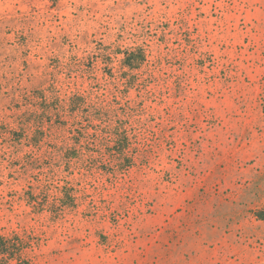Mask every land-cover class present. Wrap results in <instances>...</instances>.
<instances>
[{"label": "rangeland", "instance_id": "374dc122", "mask_svg": "<svg viewBox=\"0 0 264 264\" xmlns=\"http://www.w3.org/2000/svg\"><path fill=\"white\" fill-rule=\"evenodd\" d=\"M262 206L264 0H0V235L29 264H264Z\"/></svg>", "mask_w": 264, "mask_h": 264}, {"label": "trees", "instance_id": "16d2710c", "mask_svg": "<svg viewBox=\"0 0 264 264\" xmlns=\"http://www.w3.org/2000/svg\"><path fill=\"white\" fill-rule=\"evenodd\" d=\"M254 214L258 219L264 220V206L256 209ZM27 244L22 239L17 238L13 241L11 238L0 235V261L6 262L8 259L17 258L19 264H29V259L25 258L22 250Z\"/></svg>", "mask_w": 264, "mask_h": 264}]
</instances>
